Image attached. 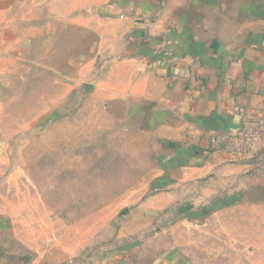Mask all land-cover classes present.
Returning <instances> with one entry per match:
<instances>
[{
	"label": "rangeland",
	"instance_id": "obj_1",
	"mask_svg": "<svg viewBox=\"0 0 264 264\" xmlns=\"http://www.w3.org/2000/svg\"><path fill=\"white\" fill-rule=\"evenodd\" d=\"M152 1L186 16L204 0ZM139 3L5 0L0 264H264V151L239 155L252 148L217 145L158 100L78 81L100 31L68 12L120 30Z\"/></svg>",
	"mask_w": 264,
	"mask_h": 264
},
{
	"label": "crops",
	"instance_id": "obj_2",
	"mask_svg": "<svg viewBox=\"0 0 264 264\" xmlns=\"http://www.w3.org/2000/svg\"><path fill=\"white\" fill-rule=\"evenodd\" d=\"M150 1L120 11V30L100 14L87 23L81 11L75 19L66 14L67 25L100 31L78 81L110 99L158 100L217 145L238 138L253 118L264 120V8L252 3L246 10L242 0L229 13L218 0H204L183 16ZM253 152L237 154H262Z\"/></svg>",
	"mask_w": 264,
	"mask_h": 264
},
{
	"label": "built area",
	"instance_id": "obj_3",
	"mask_svg": "<svg viewBox=\"0 0 264 264\" xmlns=\"http://www.w3.org/2000/svg\"><path fill=\"white\" fill-rule=\"evenodd\" d=\"M238 138L255 152L261 151L264 148V120L253 118Z\"/></svg>",
	"mask_w": 264,
	"mask_h": 264
}]
</instances>
